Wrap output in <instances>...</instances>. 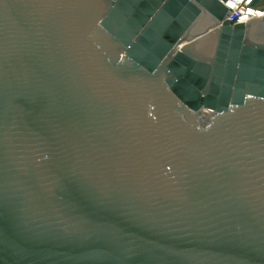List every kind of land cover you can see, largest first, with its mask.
I'll return each mask as SVG.
<instances>
[{"label":"water","instance_id":"95a60500","mask_svg":"<svg viewBox=\"0 0 264 264\" xmlns=\"http://www.w3.org/2000/svg\"><path fill=\"white\" fill-rule=\"evenodd\" d=\"M226 1L0 0V264H264V17Z\"/></svg>","mask_w":264,"mask_h":264},{"label":"built area","instance_id":"2783aa9c","mask_svg":"<svg viewBox=\"0 0 264 264\" xmlns=\"http://www.w3.org/2000/svg\"><path fill=\"white\" fill-rule=\"evenodd\" d=\"M254 0H227L224 6L229 10L231 23L238 20H248L254 17H264V0L253 5Z\"/></svg>","mask_w":264,"mask_h":264}]
</instances>
